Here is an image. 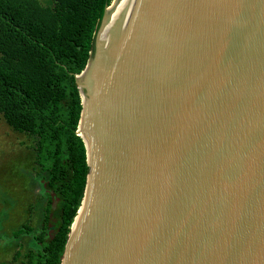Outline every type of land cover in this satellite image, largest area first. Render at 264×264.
Listing matches in <instances>:
<instances>
[{
  "label": "water",
  "instance_id": "water-1",
  "mask_svg": "<svg viewBox=\"0 0 264 264\" xmlns=\"http://www.w3.org/2000/svg\"><path fill=\"white\" fill-rule=\"evenodd\" d=\"M75 83L60 264H264V0H111Z\"/></svg>",
  "mask_w": 264,
  "mask_h": 264
},
{
  "label": "trees",
  "instance_id": "trees-1",
  "mask_svg": "<svg viewBox=\"0 0 264 264\" xmlns=\"http://www.w3.org/2000/svg\"><path fill=\"white\" fill-rule=\"evenodd\" d=\"M111 0H0V117L36 139L35 164L46 197L42 226L25 264H60L80 206L88 167L76 134L81 111L75 83L93 51ZM32 232L22 226L12 239Z\"/></svg>",
  "mask_w": 264,
  "mask_h": 264
},
{
  "label": "rangeland",
  "instance_id": "rangeland-1",
  "mask_svg": "<svg viewBox=\"0 0 264 264\" xmlns=\"http://www.w3.org/2000/svg\"><path fill=\"white\" fill-rule=\"evenodd\" d=\"M35 146V138L12 131L0 117V264H25L42 226L46 197L39 180L46 174L35 164ZM22 226L32 232L12 239Z\"/></svg>",
  "mask_w": 264,
  "mask_h": 264
},
{
  "label": "bare ground",
  "instance_id": "bare-ground-1",
  "mask_svg": "<svg viewBox=\"0 0 264 264\" xmlns=\"http://www.w3.org/2000/svg\"><path fill=\"white\" fill-rule=\"evenodd\" d=\"M82 135H83V133H82Z\"/></svg>",
  "mask_w": 264,
  "mask_h": 264
}]
</instances>
